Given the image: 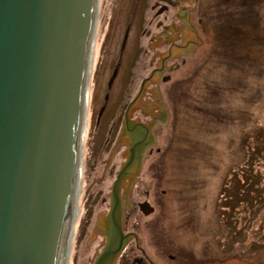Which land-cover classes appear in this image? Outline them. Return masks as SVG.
I'll list each match as a JSON object with an SVG mask.
<instances>
[{
    "label": "rangeland",
    "instance_id": "rangeland-1",
    "mask_svg": "<svg viewBox=\"0 0 264 264\" xmlns=\"http://www.w3.org/2000/svg\"><path fill=\"white\" fill-rule=\"evenodd\" d=\"M159 5L105 0L72 264H94L96 251L102 252L105 236L91 239V229H97L99 209L111 212L112 183L126 160L122 149H128V142L117 145V135L123 134L142 78L156 69L154 50L165 47L149 45L153 32L162 31ZM197 5L208 28L202 29L203 44L174 61L179 68L168 83L158 80L163 94L173 85V94L164 97L175 112L167 127L153 128H159L156 147L166 149L161 189L167 193L160 212L151 203L155 215L166 218V254L176 252L177 243H190L182 219L196 214L197 221L210 223L211 239L220 241L225 231L227 252L240 253L245 264L258 258L255 264H261L264 0L232 1L227 13H221L223 0H197ZM189 198L196 202L192 213L183 205Z\"/></svg>",
    "mask_w": 264,
    "mask_h": 264
},
{
    "label": "water",
    "instance_id": "water-1",
    "mask_svg": "<svg viewBox=\"0 0 264 264\" xmlns=\"http://www.w3.org/2000/svg\"><path fill=\"white\" fill-rule=\"evenodd\" d=\"M104 5L0 0V264H72ZM181 30L184 44L192 46L194 35L186 26ZM162 35L153 32L149 45H163ZM166 50H154L156 69ZM156 69L142 78L117 135V145L128 142L122 157L131 154L130 146L153 139V128L167 120L160 97L171 116ZM138 129L148 130V137ZM125 163L112 183L111 212L99 209L97 229H91L92 239L103 234L105 223L111 241L100 240L94 264L109 263L116 245L112 224L104 220L127 198L119 187L127 188L134 168ZM141 209L155 211L148 202Z\"/></svg>",
    "mask_w": 264,
    "mask_h": 264
},
{
    "label": "flooded vegetation",
    "instance_id": "flooded-vegetation-1",
    "mask_svg": "<svg viewBox=\"0 0 264 264\" xmlns=\"http://www.w3.org/2000/svg\"><path fill=\"white\" fill-rule=\"evenodd\" d=\"M158 1L161 3L158 11L162 10L163 46L167 47V50L164 51L166 56H164L161 66L156 70L159 71L161 80L168 83L167 80L171 78L170 74L179 68V65L175 64L174 61L176 59H185V56H190L195 53L199 46L203 44L201 40L203 34L202 29L206 28L205 30L207 32L208 28L206 24H202L204 21L203 18H199L200 6L197 5V0ZM227 1L229 2L230 0H223V4ZM230 10L229 8L224 9L222 7L221 13H227ZM197 25H199V33ZM181 26H186L188 31L194 35L196 41H194L192 46L191 44H184ZM175 31H178V36L171 42V36H173ZM176 42H179V44L176 45ZM173 48H185L186 50L179 55H174L172 52ZM172 86L165 87V95L170 96L173 94L174 88ZM160 98L164 108L163 114H166L167 120L161 122L159 128L167 127L172 122L168 109L162 97ZM174 112L171 111L173 115ZM137 131H140L142 138L148 137V130L143 129L142 131L138 129ZM155 132L153 133V139H148L143 145L139 141V144L136 146L137 149H131L130 146L129 150L131 154L126 157V163L128 169L134 168V176L127 182V188L121 185L119 187L121 179L117 186V189L119 187L121 191L123 189L127 190V198H124L122 203L117 201V206H114L113 209L118 213L110 214L104 220V222H111L116 233V240L114 242L116 245L110 247V262L107 264H245L244 259L241 261L242 255L240 253L235 251L232 253L227 252L225 244L228 242V237L224 230H222L223 238L220 241L218 239L215 240L214 236L212 237L215 241L213 245L208 230V228H211L210 223L207 220L197 221L196 214H190V216L185 214L186 218L182 219V222H186L183 224L182 229L190 232L184 234L189 238L190 243H177L178 246L175 245L176 252L166 254L164 248L167 234L166 218L164 214L160 215L159 213L155 215V206L151 203V200L153 202L155 201L154 203L160 212V209L165 204V196L167 193L164 189H161V186L165 183L163 159L166 149L156 147ZM127 170L125 173H127ZM159 192L163 197L160 196V198H157L156 195ZM185 201L186 203H183V205H190V211L192 213L196 208V202L190 198ZM144 202H148L154 208L155 211L152 214L147 215L143 212L141 204ZM101 223L102 232L105 238L107 237V243L109 241L108 245H110L111 241L109 240L107 232L109 226L105 223L103 224V222ZM204 225H206L205 228H203ZM228 253L232 256L227 258ZM243 255L245 257L244 251ZM231 259L238 260V262H231ZM257 260L254 261V264ZM261 264L264 263L261 262Z\"/></svg>",
    "mask_w": 264,
    "mask_h": 264
},
{
    "label": "trees",
    "instance_id": "trees-1",
    "mask_svg": "<svg viewBox=\"0 0 264 264\" xmlns=\"http://www.w3.org/2000/svg\"><path fill=\"white\" fill-rule=\"evenodd\" d=\"M232 1H235V0H230L229 2L227 1L226 3H224V5L226 6V8H229V6L232 5Z\"/></svg>",
    "mask_w": 264,
    "mask_h": 264
}]
</instances>
